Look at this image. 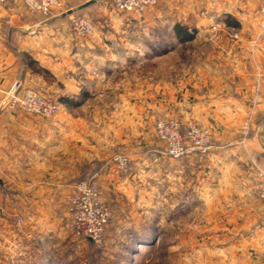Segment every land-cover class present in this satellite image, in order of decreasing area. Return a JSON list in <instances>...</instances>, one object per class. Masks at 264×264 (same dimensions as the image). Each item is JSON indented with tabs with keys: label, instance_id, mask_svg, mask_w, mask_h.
Returning <instances> with one entry per match:
<instances>
[{
	"label": "crops",
	"instance_id": "0c3cea01",
	"mask_svg": "<svg viewBox=\"0 0 264 264\" xmlns=\"http://www.w3.org/2000/svg\"><path fill=\"white\" fill-rule=\"evenodd\" d=\"M87 1L80 0L79 4ZM160 5L169 10V15L136 13L129 14L132 18L125 21L129 27L147 26L153 29L152 36L169 39L157 46H122L111 55L101 44L109 40L106 36L90 39L82 46L73 34L70 38L61 20H56L60 18L42 19L45 17L38 15L32 22L23 21L6 6L12 15V26L0 28V210L5 209L0 214V264L21 262L17 253L20 243L27 245L22 250L28 257L21 258L24 262L49 263L46 245L52 230L46 227L48 213H58L64 183L77 179L81 165L97 157L95 146L82 141L83 127L74 115L81 109L75 107L78 96L85 99L83 106L114 96L105 89L117 70L144 65L149 59L159 63L161 58L185 51L193 42L201 43L200 72L199 78L185 79V109L191 116L199 113L203 125L211 129L213 143L220 147L212 157L232 160L239 166L242 163L251 170L254 165L264 173V15L258 11L259 0H168ZM176 28L184 29L192 39L181 42L175 37ZM231 33L238 39L233 40ZM20 53L62 87L64 96L54 100L60 108L53 118L44 119L2 105L5 92H21L20 88L42 79L31 73L27 64L20 65ZM133 53L140 55L137 60L127 58ZM145 53L149 54L144 56ZM102 81L106 84L100 91ZM174 82L171 77L157 81L155 100L165 96V86ZM170 88L166 94L168 103L176 107L177 90ZM62 98L73 100V104L61 103ZM156 103L160 110H167L159 101ZM118 114L128 118L136 115ZM138 118L142 119V115ZM245 125L249 126L248 137L241 144ZM247 175L249 179L252 176ZM261 180L255 178L256 182ZM230 208L242 209L238 204ZM20 209L30 214L34 223L25 225L23 232H18L14 220ZM221 228L231 232H221L210 242L214 247L205 255L206 264H264V221L228 222ZM4 246L9 248L7 258L2 255Z\"/></svg>",
	"mask_w": 264,
	"mask_h": 264
},
{
	"label": "rangeland",
	"instance_id": "374dc122",
	"mask_svg": "<svg viewBox=\"0 0 264 264\" xmlns=\"http://www.w3.org/2000/svg\"><path fill=\"white\" fill-rule=\"evenodd\" d=\"M60 1L62 6L54 11V15L65 11L68 15L87 19L93 26L92 35L81 38L75 34L69 19H56L64 24L65 30L71 34L70 38L73 34L82 46H86L90 39L106 36L109 40H103L101 44L111 55L122 46L148 47L169 39L152 36L153 29L147 26L129 27L125 20L132 18V15L117 11L107 0H94L85 7L79 4L80 0ZM166 1L158 0L154 7L145 12L169 15L167 8H159V3L162 5ZM6 6L23 21L32 22L34 16L40 15L28 14L21 0H8L0 5V28L4 30L12 26L9 19L12 15ZM54 15L42 19L56 18ZM200 49L201 43L196 41L185 51L161 58L159 63L149 59L144 65L117 70L105 89L114 96L101 97L84 106L85 99L81 95L75 100L79 102L75 107L81 108L74 115L79 117V125L83 127L82 141L95 146L97 157L81 165L77 179L64 183L65 192L58 204V213H48L46 227L52 230L49 244L46 245L48 264H206L205 255L214 247L210 242L221 232H231L222 229V224L264 221V202L258 196L260 188L264 186V173L254 165L251 170L242 163L239 166L232 164V160L212 157L216 156L212 153L220 147L213 143L211 129L203 125L199 113L191 116L183 105L185 79L199 78ZM127 56L130 60H137L140 55L133 53ZM18 57L20 65L25 67L27 63L22 53ZM168 65L173 68L168 69ZM31 73L42 79L32 81L25 89L33 90L52 102H56L54 100L58 96H64L62 87H58L51 77ZM169 77L173 78L175 84L165 86V96L155 100V83L167 81ZM101 83L99 90L103 91L106 82ZM169 87L171 91L177 90L176 107L168 103L166 94ZM156 101L167 110L169 107L166 105L169 104L171 111L160 110ZM119 112L125 115L134 112L136 115L134 118L122 117ZM138 115H142V119H136ZM161 121L179 125L174 140L184 150H191L193 141H199L194 134V140L190 139L191 128L207 131L211 142L209 149L199 152L196 148L178 158L169 156L168 136L166 140L162 138L157 128ZM248 127L245 125L242 129L241 144L248 137ZM245 131L247 135L244 137ZM246 173L252 175L250 179ZM255 178L262 180L256 182ZM78 184L90 185L107 209L108 221L98 244L76 237L68 229L69 199ZM201 200L204 201L203 207L200 206ZM234 204L242 209L229 210ZM1 209L5 210L4 207ZM14 220L18 232H23L25 225L34 224L30 214L23 209L16 213ZM26 247V243H20V247H17L21 261L17 264H28L21 259H28L22 252ZM8 253V246H4L2 255L7 258ZM1 263L8 264V261Z\"/></svg>",
	"mask_w": 264,
	"mask_h": 264
},
{
	"label": "built area",
	"instance_id": "2783aa9c",
	"mask_svg": "<svg viewBox=\"0 0 264 264\" xmlns=\"http://www.w3.org/2000/svg\"><path fill=\"white\" fill-rule=\"evenodd\" d=\"M8 0H0V5ZM111 2L114 8L125 14L143 13L154 7L158 0H107ZM26 11L30 15L51 16L54 11L61 8L60 0H21ZM259 13L264 15V0H259ZM53 17H66L71 21L75 34L81 38L90 37L93 33V26L90 21L82 17H74L62 11ZM231 38L237 40L235 33H231ZM7 107L10 110H19L27 114L38 115L43 118L53 117L59 110L60 106L56 102H52L45 97L39 95L33 90L25 89L23 91H9L5 94ZM158 131L161 137L167 138V154L171 157L178 158L183 156L187 151H194L198 148L199 152H205L209 149L210 136L207 131L200 132L196 128H191L190 139L194 140L193 134L199 137L198 142L193 141L191 150H184L179 147L174 140V134L178 133L179 125L174 122H159ZM247 132H244V137ZM128 163V162H127ZM129 164V163H128ZM261 175V174H260ZM259 198L264 202V186L258 192ZM69 223L70 232L80 238L89 239L93 243L98 244L102 239L104 229L108 221L107 209L101 204L97 192L87 184H78L74 187V192L69 199Z\"/></svg>",
	"mask_w": 264,
	"mask_h": 264
},
{
	"label": "trees",
	"instance_id": "16d2710c",
	"mask_svg": "<svg viewBox=\"0 0 264 264\" xmlns=\"http://www.w3.org/2000/svg\"><path fill=\"white\" fill-rule=\"evenodd\" d=\"M175 37L179 39L181 42L190 41L192 39V37L189 34H187L184 29H181V28H176ZM24 59L26 60V63L32 72L41 74L44 77H48V78L50 77L48 72L42 68H38V66L32 59L26 56L24 57ZM72 101L73 100H70V99H63V98L60 99L61 103H65L68 105H72L73 104Z\"/></svg>",
	"mask_w": 264,
	"mask_h": 264
},
{
	"label": "water",
	"instance_id": "95a60500",
	"mask_svg": "<svg viewBox=\"0 0 264 264\" xmlns=\"http://www.w3.org/2000/svg\"><path fill=\"white\" fill-rule=\"evenodd\" d=\"M93 2H94V0H91V1H89V2H87V3H85V4H84V7H85V6H88V5H90V4H92Z\"/></svg>",
	"mask_w": 264,
	"mask_h": 264
}]
</instances>
